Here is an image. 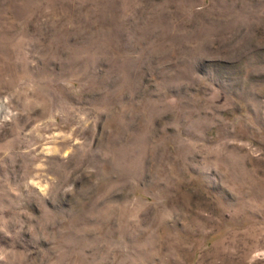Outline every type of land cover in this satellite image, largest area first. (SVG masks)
I'll use <instances>...</instances> for the list:
<instances>
[{
	"label": "rangeland",
	"instance_id": "1",
	"mask_svg": "<svg viewBox=\"0 0 264 264\" xmlns=\"http://www.w3.org/2000/svg\"><path fill=\"white\" fill-rule=\"evenodd\" d=\"M0 264H264V0H0Z\"/></svg>",
	"mask_w": 264,
	"mask_h": 264
}]
</instances>
